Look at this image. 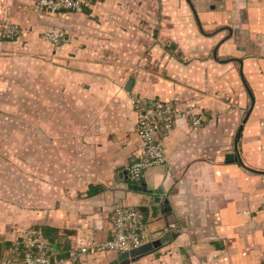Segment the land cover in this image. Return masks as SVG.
Segmentation results:
<instances>
[{
  "label": "crops",
  "instance_id": "1",
  "mask_svg": "<svg viewBox=\"0 0 264 264\" xmlns=\"http://www.w3.org/2000/svg\"><path fill=\"white\" fill-rule=\"evenodd\" d=\"M83 1L48 12L0 0V28L19 29L0 37V98L30 82L31 114L30 136L0 155L14 161L0 170V264L30 228L62 255L111 238L117 205L140 209L152 240L171 235L126 264H263L264 0ZM52 28L68 41L46 42ZM136 95L183 111L161 135L167 162L140 181L129 173L144 152Z\"/></svg>",
  "mask_w": 264,
  "mask_h": 264
},
{
  "label": "built area",
  "instance_id": "2",
  "mask_svg": "<svg viewBox=\"0 0 264 264\" xmlns=\"http://www.w3.org/2000/svg\"><path fill=\"white\" fill-rule=\"evenodd\" d=\"M83 0H36V5L43 11L58 12L63 10L79 11ZM19 29L15 25L6 24L0 28V37L13 39L18 36ZM43 39L54 45L68 41L67 32L63 28H52L44 32ZM133 107L138 111L136 131L143 141L142 157L129 168L132 179H143L148 168L167 162V154L161 135L174 125L178 116L183 113L171 102L160 98L143 96L132 97ZM193 126L202 125L201 116L189 110ZM113 236L105 241L92 240L78 242L68 251L66 256H59L42 230L30 228L18 238L1 264H66L77 262L88 254L115 252L120 254L140 247L152 241V237L144 229L143 213L134 206L117 205L113 211ZM264 264V263H263Z\"/></svg>",
  "mask_w": 264,
  "mask_h": 264
},
{
  "label": "rangeland",
  "instance_id": "3",
  "mask_svg": "<svg viewBox=\"0 0 264 264\" xmlns=\"http://www.w3.org/2000/svg\"><path fill=\"white\" fill-rule=\"evenodd\" d=\"M17 86L22 87L18 90L22 91L24 97L7 96L0 98V155L14 152L13 140L15 137L30 136V98L27 95L30 92V82L21 80ZM15 107L19 110L22 108L23 111L15 112ZM23 147L25 148V146ZM13 164L14 161H6L0 158V170L2 171L11 170L13 172ZM2 174L8 176L7 172Z\"/></svg>",
  "mask_w": 264,
  "mask_h": 264
},
{
  "label": "water",
  "instance_id": "4",
  "mask_svg": "<svg viewBox=\"0 0 264 264\" xmlns=\"http://www.w3.org/2000/svg\"><path fill=\"white\" fill-rule=\"evenodd\" d=\"M242 131V127L239 130L238 133V137L240 136V132ZM162 201V196H156L155 197V202L157 204H161ZM163 208L164 211L167 215V217L169 218V220L171 221V212H170V207L168 206V204L164 203L163 204ZM171 235L169 233H165L163 235H161L159 238L154 239L150 242H147L146 244L134 248L130 251H125L122 252L120 254L117 255V257L112 260L111 262H109L108 264H126L127 262H129L132 259H136L140 256L146 255L148 253H151L155 250H157L158 248L162 247L164 244H166L169 240H170Z\"/></svg>",
  "mask_w": 264,
  "mask_h": 264
},
{
  "label": "trees",
  "instance_id": "5",
  "mask_svg": "<svg viewBox=\"0 0 264 264\" xmlns=\"http://www.w3.org/2000/svg\"><path fill=\"white\" fill-rule=\"evenodd\" d=\"M83 6V5H82ZM82 8V7H81ZM81 10V9H80ZM59 12V11H58ZM59 256H66V255H62V254H58Z\"/></svg>",
  "mask_w": 264,
  "mask_h": 264
}]
</instances>
